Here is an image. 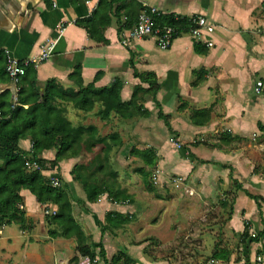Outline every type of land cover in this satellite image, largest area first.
Listing matches in <instances>:
<instances>
[{"label":"crops","instance_id":"1","mask_svg":"<svg viewBox=\"0 0 264 264\" xmlns=\"http://www.w3.org/2000/svg\"><path fill=\"white\" fill-rule=\"evenodd\" d=\"M135 1L143 9L140 14L155 8L161 16L205 18L214 29L203 35V41L210 42L212 47L206 48L204 55H197L193 52L194 39L186 34L174 39L170 48L163 51L158 49L154 38H144L124 48L119 44V24L114 18L104 33L108 44H98L76 22L90 17L99 0H76L73 5L69 0H49L50 8H46L42 0H12L7 21L0 23V52L6 61L8 55L18 60L36 57L43 44L55 42L50 58L35 66L37 80L41 85L47 80L55 79L62 86L69 87L68 74L78 65L81 67L84 85L91 83L98 73H101V78L95 83L97 88L107 87L115 78L121 80V97L125 102L129 101L133 87L139 83L132 76L134 71L139 74H155L160 85L156 100L162 113L169 118L172 133L158 119V110L151 98H147L144 105L150 113L148 118L120 121L112 117L101 121L93 115L77 112L79 120L86 119L84 125L93 124L100 132L107 130L108 134H119L122 146L114 152L116 161L113 157L111 160L118 174L116 189L124 191L129 197L125 202L115 205V202L103 195L97 203L88 204L82 189L77 184L70 185L67 180V171L70 172L74 165L80 163L81 157L65 160L57 170L69 189L73 217L79 223L87 243H101L108 259L123 252L138 264L130 255L132 252H125L121 243L117 241L113 245L112 240L116 236L111 233L117 230L106 227L105 219L109 215L129 216L132 219V215L140 214L139 217L148 219L158 205L160 220L152 227L148 226L147 237L158 240L169 238L174 226L178 228V233L173 238H177L181 233L182 223L192 221L197 215L194 216L181 206L175 208L178 203L174 201L169 204L159 193H153L156 199H147L146 194L142 198L134 196L130 180H135V170L143 168V165L127 171L123 169V176L127 173L131 178L128 176L124 180L119 179L120 168L116 165L118 160L121 164L123 156H127L132 163H136L138 160L130 155L132 149H151L157 156L155 168L190 175L191 184L187 183L184 191L191 197L195 195L196 199L186 196L181 202L192 204L199 200L201 210L205 208L212 211L213 223L216 225L211 229H197L190 235L202 240L203 250L206 249L205 237L222 234V237L228 239L237 238L239 234L247 233V230L258 235L264 228V95L256 96L253 88L257 81L264 83V0ZM23 7L26 11L22 15ZM122 23L123 18L120 19V24ZM62 25L65 28L60 34ZM195 72H200L197 75L199 81L197 87L192 88ZM5 90L12 96L10 83L0 85V94ZM201 110L210 111V121L198 127L191 122L190 117L193 112ZM170 136L189 149L181 157L179 166L177 161L171 160L163 147L166 138ZM148 139H152L155 145L143 147L141 144ZM22 142L28 143V146L20 148L28 151L30 142ZM42 155L48 161L54 158L53 151ZM57 170L44 172V175L48 179L57 178ZM246 194L257 197L260 201L255 202ZM21 196L29 228L21 230L24 235H21L23 240H20L31 242L37 237L38 228L43 227L39 215L43 207L27 191L22 192ZM178 211L180 214H175ZM202 213L204 211H200ZM225 214L226 219L221 220ZM169 223H173V226ZM102 224L104 228L101 227ZM127 228L136 231L132 237H137L138 230L132 223L118 229V232H124ZM96 232L99 237L94 240ZM263 238L258 242L246 240L243 256L250 263L259 253ZM16 241L18 242L17 239ZM51 241L44 246L43 252L54 251L58 258L77 256H74V239L52 238ZM35 242H31L33 244L28 250L37 248L38 244ZM217 249L215 247L213 251Z\"/></svg>","mask_w":264,"mask_h":264},{"label":"trees","instance_id":"2","mask_svg":"<svg viewBox=\"0 0 264 264\" xmlns=\"http://www.w3.org/2000/svg\"><path fill=\"white\" fill-rule=\"evenodd\" d=\"M46 8H50L49 0H42ZM73 5L76 0H69ZM143 9L135 0H99L96 9L87 19L76 22L84 29L94 42L107 45L105 31L110 27L112 18L119 24L118 32L128 31L136 24ZM123 23L120 24V19ZM158 26H169L175 31V38L189 34L191 24L187 17L158 16L155 18ZM206 48L198 43L193 44V52L204 55ZM6 58L0 52V85L10 83L5 71ZM130 66L133 68L132 62ZM191 87L196 88L199 78ZM133 78L139 81L132 89L129 101L122 100L123 82L113 79L107 87L97 88L95 83L101 78V73L95 75L93 81L84 85L81 67L75 66L68 74L69 87L62 86L57 80L50 79L39 84L35 67H28L18 84L17 101L12 107L11 93L5 90L0 94V229L17 226L20 230L29 228L22 205L21 193L27 191L41 207L50 205L56 208L54 216L45 217L51 227V238L74 239L77 256L71 262L77 264L80 258L89 257L91 264L101 259L103 264H136L123 252H118L108 259L101 243L88 244L87 238L72 214V198L67 185L58 189L49 186V179L44 172L54 171L65 160L81 157V162L74 165L70 171L73 181L82 189L88 204H95L99 198L106 195L115 203H123L128 195L116 189L118 174L111 160L113 153L120 149L122 140L117 132L101 136L92 125H74L68 118V109L84 115L106 121L112 117L120 121L136 118H148L150 113L145 108L147 98L155 104L158 119L162 120L169 132V118L161 111L156 95L160 90L158 80L153 73L133 72ZM195 126H204L210 121V111H195L190 117ZM32 144L31 158L40 165V171H27L24 163L27 151L20 148L22 141ZM54 151L53 160H45L43 153ZM130 155L143 164V168L135 172L141 177L144 190L155 193L151 182L152 170L157 164V156L150 149H132ZM255 202L257 197L246 194ZM232 212V210H231ZM131 217L109 215L106 227L118 230L127 225ZM1 237V235H0ZM264 237L263 230L251 242H258ZM217 254L214 251L213 258ZM244 264H250L246 258Z\"/></svg>","mask_w":264,"mask_h":264},{"label":"rangeland","instance_id":"3","mask_svg":"<svg viewBox=\"0 0 264 264\" xmlns=\"http://www.w3.org/2000/svg\"><path fill=\"white\" fill-rule=\"evenodd\" d=\"M77 114V111L69 107L68 118L70 121L75 125H84L86 123V119L79 120L76 117ZM107 132V130H101V132L99 131L100 135L108 134ZM141 145L143 147H151L155 145V142L152 141V139H148L147 142ZM163 145V147L166 148L167 154L170 156L171 160L177 161L176 163L178 166L181 157L184 156V154H186V152L189 150L185 147V144L183 145L181 142H178L172 136L166 138V144L164 142ZM177 145L180 146L179 149L177 148ZM19 146L23 148L28 146V143L26 144V142H24L23 144L22 142ZM115 154L112 157L113 160L115 159L116 161V157H114ZM116 165L120 168L119 179L124 180L126 177L128 178L129 175L125 172L126 176L124 177L122 174L123 169L127 171L129 168H137V166L143 164L139 161L132 163V161L127 158V156H123L121 164L118 160ZM56 172L59 175L57 179L60 181L61 186L65 185L63 179L60 178V171L57 170ZM182 174L185 173H180L179 171L175 173L165 169L163 170L160 168H154L151 175V182L154 186L153 188H155V193H159V195L163 197V200L166 199L169 204L175 201L179 204H175V208L181 206L182 209L189 210L194 214V216L197 215V217H193L192 221H185L182 223L183 227L181 229L180 235L178 234L177 238H173V236L178 233V228H175L172 225L173 223H169L173 226L172 236L170 235L171 237L161 240L149 239L147 237L149 232L147 230L148 226L152 227L154 223H157L160 220L158 215H160L161 212L159 211L160 207L157 205V207L154 208L151 218H141V216L139 217L140 214H136V216L132 215V219L127 225L132 223L133 226H135L136 230H138L136 233L137 237H132V235L136 232L133 231L132 228H127L124 232H118L117 230L114 231V233H111L116 236L115 239L112 240L114 243L113 245L115 246L117 241L118 243H121L125 252L129 250L132 252L130 255L136 260V262H138V264H244L246 257L243 256V252L244 246H246V240H252L257 235L256 233L247 230V233L244 232L242 235L239 234L237 238L230 239L222 237V234L217 237H205L204 245L206 249L204 250L202 249V240L190 236L195 230L198 229V231H200V228L211 229L214 225H216V223H213L214 216H212V211L210 209H200L198 205L199 200L197 203L192 204H185L184 202H181L186 196L190 199L193 197L196 199L195 195L191 197L189 193L185 194L184 187L187 185V183L191 184V177L190 175L186 176ZM67 175V180L69 181L70 185L76 184L73 181L70 172L67 171ZM135 177V180H130V183L133 185V190L135 191L134 196L142 198V196L146 194L147 199H150V197L152 199H156L154 194H149L144 190L140 176L135 174ZM200 211H204V213L200 214ZM175 214H180V212L178 211ZM39 215L42 218L41 221L43 222V227L38 228V232L36 234L37 237L33 238L31 241H36L35 243L38 244L37 248L34 250H28L31 248V244L33 243H31L29 240L25 242L21 241L23 240L21 235H24V232H21V230L15 225L7 227L0 237V264H74L71 262L72 258L74 257L70 258L68 256L67 258V256H65L64 258H58L55 257L54 251L50 250L48 252H43L44 246L52 242V238L49 234L51 227L45 220L46 218L43 215V209L40 210ZM156 216L157 218L155 219ZM226 217L227 215L225 214L224 218L222 217L220 219L224 220ZM201 219H204L205 221H201ZM103 224L101 226L102 228H104ZM10 237H12V239H5ZM98 237L99 234L96 232L93 239L97 240ZM135 241L137 243H133ZM213 245L214 248H218L217 251H215L217 254L216 258L212 257L214 252ZM76 255L77 252L75 250L74 256ZM252 262L253 261H251L250 264H252ZM96 264H103V262L101 259H97Z\"/></svg>","mask_w":264,"mask_h":264},{"label":"built area","instance_id":"4","mask_svg":"<svg viewBox=\"0 0 264 264\" xmlns=\"http://www.w3.org/2000/svg\"><path fill=\"white\" fill-rule=\"evenodd\" d=\"M264 14V5L262 7ZM138 17L136 24L132 29L123 31L120 34L119 44L126 48L135 41H140L144 38H154L159 50H167L170 48L174 38L175 31L169 26H158L155 18L161 16L160 12L155 8H150L148 11H143ZM176 20L179 16H175ZM191 24L189 35L194 39L196 43H201L205 48H211L210 42L203 41V35L205 33L213 32L214 26L209 24L207 20L200 16H191L187 18ZM69 25V24H67ZM65 26H60V34L64 31ZM55 47V42H47L40 47V52L36 57L18 60L14 57L7 56L5 71L10 80L12 86V107H14L17 101L18 84L20 79L24 76L25 70L28 67H35L36 65L45 62L50 58ZM253 92L256 96L264 95V83L262 81L255 82ZM179 149L180 146L177 145ZM28 155L26 157L24 166L29 172L40 171V165L37 161L31 158L32 144L30 143L28 149ZM49 186L53 189L61 187L60 181L57 178H49ZM116 205V203H114ZM18 209L23 211V205H18ZM56 214V208L50 205L43 206L44 217L54 216ZM3 229H0V235L3 233ZM77 264H91L89 257L80 258ZM252 264H264V240L261 245L259 253L254 257Z\"/></svg>","mask_w":264,"mask_h":264},{"label":"water","instance_id":"5","mask_svg":"<svg viewBox=\"0 0 264 264\" xmlns=\"http://www.w3.org/2000/svg\"><path fill=\"white\" fill-rule=\"evenodd\" d=\"M12 0H0V23H2L4 20L7 21V13H9V7L11 5ZM17 2H22L23 0H16ZM26 9L23 7L21 14L23 15L25 13Z\"/></svg>","mask_w":264,"mask_h":264}]
</instances>
